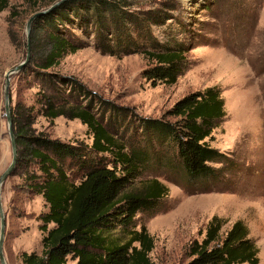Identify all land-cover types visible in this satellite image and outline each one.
<instances>
[{"label": "rangeland", "instance_id": "374dc122", "mask_svg": "<svg viewBox=\"0 0 264 264\" xmlns=\"http://www.w3.org/2000/svg\"><path fill=\"white\" fill-rule=\"evenodd\" d=\"M160 1L132 0L133 6L141 9L155 7ZM172 1L177 3L173 15L180 11L190 21L186 35L201 40L188 51L190 65L176 82L151 85L142 76L147 65L143 54H102L95 49L93 36L85 38L78 30L75 31L86 40V45L63 55L45 72L72 78L102 100L148 118L166 115L189 93L216 87L224 101L225 115L206 140L228 158L220 178L188 184L181 167L176 166L174 147L169 141L151 139L153 146H148L134 117L125 121L113 118L111 130L117 133L119 143L126 148L128 144L151 147L148 165L124 190L140 189L152 178L168 188L155 211L135 215V228L143 225L153 237L154 246L148 254L152 264L188 261L190 242L203 237L214 215L226 220L222 230L235 220H242L258 248V264H264V0H210L206 8L203 0ZM49 5L48 0H7L0 11V174L11 162L5 76L27 52L30 55L27 65L10 75L12 124L15 120L29 134H44L75 145L89 146L92 141L86 126L78 119L44 116L46 83L33 70L38 68L37 63L50 44L44 30L33 28V22L29 30L26 26L30 16ZM169 22L151 27L152 34L162 42L170 39L178 28L175 21ZM76 101L85 104L88 99L80 96ZM100 109H93L96 116L102 115L104 123L111 120L112 112L103 114ZM104 155L109 159V155ZM17 158L14 172L5 179L0 191L6 220L3 252L7 264H20L22 252L40 254L45 234L39 225L47 204L35 189L45 176L27 149ZM212 165L218 167L221 163ZM69 173L78 182L80 175L76 169ZM52 226L50 223L47 228ZM113 232L120 239L124 235L116 228Z\"/></svg>", "mask_w": 264, "mask_h": 264}, {"label": "trees", "instance_id": "16d2710c", "mask_svg": "<svg viewBox=\"0 0 264 264\" xmlns=\"http://www.w3.org/2000/svg\"><path fill=\"white\" fill-rule=\"evenodd\" d=\"M209 2L203 0V8L209 7ZM6 4L7 0H0V11ZM176 5V1L162 0L155 7L141 9L134 7L132 0H66L33 21V28L44 30L50 44L33 70L46 83L44 116L78 119L92 141L89 146H81L44 134H29L14 120L17 152L23 154L27 149L36 160L45 177L35 189L47 204L39 225L45 232L41 253L22 252L20 264H152L148 254L154 246L153 237L145 226L135 228V215L155 211L168 188L152 178L140 189L124 190L148 165L151 147L128 144L126 148L119 143L117 133L111 130L113 118L125 121L134 117L148 146H153L151 139L169 141L176 166L181 167L188 184L220 178L228 158L206 140L225 115L224 101L216 87L189 93L166 115L148 118L102 100L72 78L45 72L63 55L86 45L78 30L85 38L93 36V45L102 54H143L147 65L142 76L151 85L176 82L190 65L188 51L201 41L186 35L190 21L180 11L173 15ZM167 20L175 21L178 28L162 42L152 34L151 27ZM80 96L88 102L78 103L76 98ZM95 108H101L103 114L112 112L111 120L107 118L104 123ZM75 169L80 175L78 182L70 178L69 171ZM50 223L53 226L47 228ZM225 223L224 218L212 216L203 237L190 242L189 259L183 264H258V248L249 237L247 225L237 219L222 230ZM115 228L124 232L121 239L113 232Z\"/></svg>", "mask_w": 264, "mask_h": 264}, {"label": "water", "instance_id": "95a60500", "mask_svg": "<svg viewBox=\"0 0 264 264\" xmlns=\"http://www.w3.org/2000/svg\"><path fill=\"white\" fill-rule=\"evenodd\" d=\"M66 0H54L50 2V5L47 6L45 9L39 10L35 12L32 16L27 21V30L30 29L31 23L35 20L36 17L40 16L41 14H44L46 12L51 11L61 3H63ZM30 60V55L29 52H27L26 57L16 64L14 67L9 69L6 72L5 76V82H4V103H5V112H6V120L8 124V135H9V141H10V148H11V162L10 164L5 168V170L0 174V191H1V186L5 179L14 172L16 163H17V144H16V138L14 134V129H13V124L11 121V117L9 114V80H10V75L18 72L21 70L23 67L27 65V63ZM5 228H6V220H5V215L2 210L1 202H0V264H7L4 258V252H3V242H4V236H5Z\"/></svg>", "mask_w": 264, "mask_h": 264}]
</instances>
